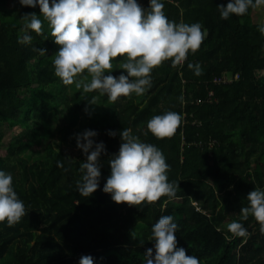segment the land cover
<instances>
[{
  "label": "trees",
  "instance_id": "trees-1",
  "mask_svg": "<svg viewBox=\"0 0 264 264\" xmlns=\"http://www.w3.org/2000/svg\"><path fill=\"white\" fill-rule=\"evenodd\" d=\"M227 2L163 0L169 20L200 22L207 29L200 47L180 63L170 58L154 67L152 86L143 94L88 101L93 92L75 82L65 85L55 75L53 59L60 46L48 22L44 20L39 34L25 29L22 17L42 15L39 7L0 0V148L1 128L11 121L21 126L0 170L12 174L14 190L26 207L19 222H0V264H79L84 255H91L94 264H146V250L155 243L151 228L162 215L173 216L178 247L197 256L200 264H264L262 226L252 215L244 220L240 213L248 206V193L264 189V34L251 21L252 11L264 4L223 20L217 6ZM138 3L148 7V0ZM26 32L30 43L21 42ZM49 46L55 49L50 54L36 50ZM124 59L113 60L112 75L124 71L119 69ZM189 62L199 63L200 75L188 68ZM222 75L237 79L213 82ZM25 89L29 94L20 97ZM88 102L93 106L85 112ZM168 110L180 113L181 123L171 136L156 138L147 121ZM76 125L95 130L94 139L106 147L100 187L89 197L78 193L76 183L85 155L81 151L74 158L52 144ZM123 128L162 150L170 165L167 178L178 184L174 198L135 206L117 204L102 191ZM109 130L117 135L109 136ZM35 144L43 152L33 150ZM233 220L250 235L229 232L227 224Z\"/></svg>",
  "mask_w": 264,
  "mask_h": 264
},
{
  "label": "clouds",
  "instance_id": "clouds-1",
  "mask_svg": "<svg viewBox=\"0 0 264 264\" xmlns=\"http://www.w3.org/2000/svg\"><path fill=\"white\" fill-rule=\"evenodd\" d=\"M26 7H39L42 15L34 12L22 19L25 29L37 34L42 31L44 20L48 22L54 42L59 49L54 55L55 75L63 84L83 88L84 92L98 90L111 101L132 93L143 94L152 86V70L171 58L173 64L184 61L189 51L195 52L207 36V29L200 22L185 23L169 20L164 12L163 0H148L144 8L138 0H19ZM264 4V0H228L218 5L220 18L227 20L231 15L241 16L250 7ZM43 17V20L41 19ZM264 34V23L258 25ZM27 32L21 42L30 43ZM41 55L47 49H36ZM124 57L119 76L112 75L113 60ZM195 75H200L199 63H188ZM126 72V74H125ZM81 77V74H84ZM107 73V74H106ZM90 76V81H89ZM78 77H81L78 79ZM96 97H93V101ZM179 99L183 100L181 96ZM93 106L88 102L85 112ZM182 116L175 111H165L147 121V129L156 138L171 136L181 123ZM98 133L86 129L76 134V146L86 159L80 163L81 178L77 180V191L89 197L100 187L101 155L106 152L103 141L94 139ZM115 137L117 132L109 130ZM121 144L118 154L108 161L110 175L102 191L111 195L117 204L141 205L158 201L162 196H176L178 184L169 181L167 170L170 165L160 148L153 143L143 142L133 135L131 128L119 132ZM63 167L62 161H57ZM248 206L241 207L244 220L252 215L264 231V189L256 187L247 195ZM164 201V206L167 204ZM26 207L18 197L10 172L0 170V222L9 226L25 216ZM178 224L172 215H162L152 225L150 240L154 248L144 255L146 264H200L195 255H187L184 247H178L176 232ZM229 232L239 237H248L247 228L237 220L227 224ZM79 264H94L91 255L80 258Z\"/></svg>",
  "mask_w": 264,
  "mask_h": 264
},
{
  "label": "rangeland",
  "instance_id": "rangeland-1",
  "mask_svg": "<svg viewBox=\"0 0 264 264\" xmlns=\"http://www.w3.org/2000/svg\"><path fill=\"white\" fill-rule=\"evenodd\" d=\"M20 9V8H19ZM4 19L8 20L9 15L6 13L3 14ZM251 21L252 23L260 24L264 23V5L259 6L255 8L252 11L251 14ZM55 49L52 46H49L47 49L46 54H50L54 52ZM44 54V55H46ZM56 88L54 86H51L49 91L54 94ZM29 94L28 90H22L19 92L20 97H24ZM93 97H96V100H100L102 95L99 94V91H93V95L88 97V101L93 100ZM21 131V126L18 122L11 121L7 125L1 128V134H2V147L0 148V164L4 161L5 157L7 156V146L11 142H15L17 140V137ZM84 128L82 126L76 125L72 128L68 129L63 134L57 135L56 139L53 141V146L57 150H61L64 152H67L71 157L77 158L81 154V150L77 148L76 146V134L82 133ZM33 150L37 152H43V146L35 144L33 146Z\"/></svg>",
  "mask_w": 264,
  "mask_h": 264
},
{
  "label": "built area",
  "instance_id": "built-area-1",
  "mask_svg": "<svg viewBox=\"0 0 264 264\" xmlns=\"http://www.w3.org/2000/svg\"><path fill=\"white\" fill-rule=\"evenodd\" d=\"M233 79H237V75H234L233 77H228L226 75H222L219 78H215L213 79L214 83H220V84H228L230 83ZM212 94L209 93V96H211Z\"/></svg>",
  "mask_w": 264,
  "mask_h": 264
}]
</instances>
